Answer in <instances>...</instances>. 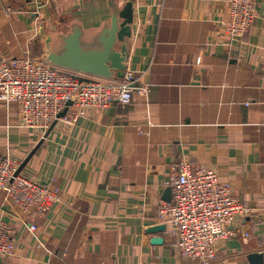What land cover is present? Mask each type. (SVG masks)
<instances>
[{"label":"crops","instance_id":"1","mask_svg":"<svg viewBox=\"0 0 264 264\" xmlns=\"http://www.w3.org/2000/svg\"><path fill=\"white\" fill-rule=\"evenodd\" d=\"M111 1L122 8L130 0H0V58L45 59L74 25L93 39L110 25ZM133 6L126 65L150 92L57 123L23 174L54 180L60 199L33 221L0 199L15 245L0 264H203L179 257L170 226L148 233L163 225L158 209L171 201L167 181L180 161L214 169L251 211L210 264H255L252 254L264 264V0L240 42L223 34L229 0ZM19 124L17 105H0V156L11 151L23 162L43 136ZM155 237L164 243L153 245Z\"/></svg>","mask_w":264,"mask_h":264},{"label":"built area","instance_id":"2","mask_svg":"<svg viewBox=\"0 0 264 264\" xmlns=\"http://www.w3.org/2000/svg\"><path fill=\"white\" fill-rule=\"evenodd\" d=\"M258 4L259 0H229L223 34L230 42L242 41L254 26ZM149 92L150 88L132 70H126L121 79L83 78L45 59L0 58V105L16 104L19 125L42 136L56 120L76 123L114 104L130 106L136 94ZM67 108L65 117L59 119ZM21 164L11 151L0 156V199L5 197L21 207L33 221L34 215H46L59 201L60 189L54 180L41 183L23 171L16 176ZM167 185L172 198L159 206L158 220L170 226L179 257L210 264L216 258L217 243L232 235L229 228L250 214L249 207L210 167L192 169L190 163L180 161ZM30 229L37 231L33 223ZM14 252V230L0 216V262L9 261Z\"/></svg>","mask_w":264,"mask_h":264},{"label":"water","instance_id":"3","mask_svg":"<svg viewBox=\"0 0 264 264\" xmlns=\"http://www.w3.org/2000/svg\"><path fill=\"white\" fill-rule=\"evenodd\" d=\"M112 18L109 26H106L93 39L87 41L83 38V30L79 25H74L72 31L67 35H61L62 44L55 50L48 51L45 60L57 67L85 73L93 77L114 80L121 79L127 70L126 61L129 56V45L132 37V24L134 22L133 0H130L122 8L115 2L110 3ZM86 80V79H85ZM69 103L68 106H71ZM65 109L58 118H63L67 114ZM58 120L44 134L29 156L22 162L16 176L20 174L33 155L37 152L44 141L54 131ZM172 193L171 188L169 189ZM166 225H159L148 229V233L156 234L166 232ZM164 239L155 237L153 245H162ZM250 259L255 264H262V256L258 254L250 255Z\"/></svg>","mask_w":264,"mask_h":264}]
</instances>
